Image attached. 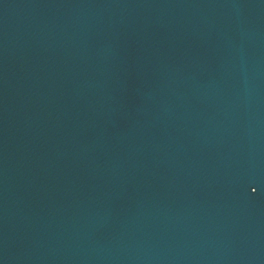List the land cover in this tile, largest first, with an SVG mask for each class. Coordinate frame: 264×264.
Listing matches in <instances>:
<instances>
[{
    "label": "water",
    "instance_id": "1",
    "mask_svg": "<svg viewBox=\"0 0 264 264\" xmlns=\"http://www.w3.org/2000/svg\"><path fill=\"white\" fill-rule=\"evenodd\" d=\"M0 264H264V0H0Z\"/></svg>",
    "mask_w": 264,
    "mask_h": 264
}]
</instances>
